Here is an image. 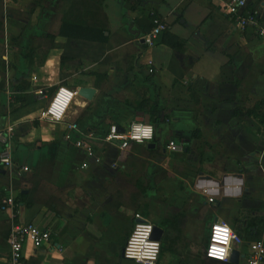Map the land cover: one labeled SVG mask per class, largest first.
Here are the masks:
<instances>
[{
	"label": "crops",
	"instance_id": "1",
	"mask_svg": "<svg viewBox=\"0 0 264 264\" xmlns=\"http://www.w3.org/2000/svg\"><path fill=\"white\" fill-rule=\"evenodd\" d=\"M73 1L3 3L0 130L13 129L14 164L0 163V264H12L14 226L30 222L50 230L51 240L38 248L26 242L25 264H138L122 251L135 215L144 218L138 209L141 182L148 185V199L161 202L146 220L187 216L181 232L170 230L172 244L158 264H247L249 243L264 242V127L255 116L237 112L264 100V39L226 12L231 0H143L135 7L125 0H92L101 3L109 28L97 40H74L58 34ZM248 2L264 27V0ZM91 14L70 16L89 20ZM155 15L185 41L183 49L165 43L163 33L154 46L146 45ZM28 83L29 97L43 88L48 98L12 111L17 87ZM61 85L77 91L65 123L41 119ZM82 87L94 88V96H80ZM142 113L153 125L154 115L160 118L155 141L120 149L103 140L110 126L126 129ZM72 122L97 135L94 156L65 139ZM171 139L181 151L166 147ZM35 181L50 184L45 190L51 194L35 191ZM10 196L15 204L3 208ZM254 218L261 234L234 244L239 263L204 256L213 222L226 221L254 236L258 227L248 223ZM154 224L163 229L162 242L166 229Z\"/></svg>",
	"mask_w": 264,
	"mask_h": 264
},
{
	"label": "built area",
	"instance_id": "2",
	"mask_svg": "<svg viewBox=\"0 0 264 264\" xmlns=\"http://www.w3.org/2000/svg\"><path fill=\"white\" fill-rule=\"evenodd\" d=\"M248 0H231L225 5L226 12L235 19L241 28L248 26L254 27L258 34L264 39V27L260 25L257 12L246 10ZM154 26L150 32L144 37L148 47L155 45L159 36L168 28L165 21L160 17L153 20ZM152 62H149V73L154 71ZM38 98H48V94L43 88L36 90ZM77 95V91L61 85L56 92L50 96L47 106L41 111L40 118L57 123L64 122L66 113ZM65 139L72 141L74 145L82 150L88 157L95 154L92 141L97 138L94 132H84L80 129L78 123H67ZM13 129L0 130V143L4 148L0 152V163L6 167H12L14 164L13 150L11 145ZM156 129L152 123L145 121H134L126 129H122L114 124L105 133L103 140L117 144L120 149H125L131 142L145 143L152 141L155 137ZM166 147L171 151H181L182 147L175 141L169 140ZM88 163H83V167H87ZM26 171L28 167L24 168ZM204 193L209 194L211 189L204 187ZM214 201V197L209 198ZM13 196L3 201V208L14 205ZM155 224L146 220L137 222L133 230L126 239L124 245V257L126 259L137 262L138 264H158L162 244L160 240L153 237ZM205 254L207 258L222 262H229L234 244L243 242L240 235L226 221L218 220L213 222L210 227ZM50 230L43 228L36 222L26 224H18L14 226L9 238L12 264H25L23 260L24 247L26 242H31L34 247L38 248L50 242ZM250 255L247 264H263L264 262V242L256 240L249 243Z\"/></svg>",
	"mask_w": 264,
	"mask_h": 264
},
{
	"label": "trees",
	"instance_id": "3",
	"mask_svg": "<svg viewBox=\"0 0 264 264\" xmlns=\"http://www.w3.org/2000/svg\"><path fill=\"white\" fill-rule=\"evenodd\" d=\"M35 1L38 4H40L42 2V0H35ZM125 1L130 2L133 5V7L141 5L143 3V0H125ZM3 3H4V0H0V27H4V25H5L4 24L5 8H4ZM246 10H248L250 12H255V9L253 8L252 4H250L249 2L247 4ZM76 11H81V12H86V13L91 12L92 18L88 20V19H84V18H73V17H71L70 14L72 15ZM29 15H30V13H29ZM100 15H102L105 18L104 23L101 22ZM155 17H158V16L155 15V16L151 17V28H153V26H154L153 20ZM108 28H109L108 19H107L106 13L103 11L101 3L97 4V3L93 2L92 0H74L70 6L69 11L65 14V16L62 17V23L60 25V29L58 31V34L59 35H65V36L69 37V39H74V40L82 39V40L94 41V40H97V37H96V36H98L97 34L104 35V32L106 30H108ZM70 29H72V30H70ZM48 37H50V39L52 41L51 46L56 45L54 42V35L49 33ZM102 39L104 40L105 38H103V36H102ZM163 41L175 49H183L184 45H185V41L183 39L179 38L178 35L173 34V32H171L168 28L163 33ZM49 47H50V45H49ZM27 57L30 60H32L33 54L29 53ZM31 66H32V64L30 63V67ZM29 86H30L29 83L26 85L20 84L18 87L16 86L17 88H19L20 91L18 94L13 95V103L11 104V110L12 111L17 110L20 107H24L26 105H29L30 103H32L33 100L38 99L37 95H31V97H29L26 94L25 90L28 89ZM3 87H4V84L3 83L0 84V89H2ZM238 111L239 112H237V114H239V115H243L244 113H248L249 115L255 116L259 120L260 124L264 127V100L257 102L252 109L244 110V109L240 108V109H238ZM153 112L157 113V107L154 108ZM159 121H160V118L157 115H154V124L155 123L158 124ZM155 139H156V136L154 137L153 140L155 141ZM132 143H136V142H131L130 144H132ZM39 182H41V183H39ZM34 183H35V186H34L35 191L44 190L46 193L51 194L50 191H52V189L45 190V188L49 187L50 184L43 182V181H35ZM140 186H141L140 196H141L142 200L140 201L141 204L138 206V209L142 208L141 215L145 219L146 218L149 219V216L152 213L151 211H153V210L156 211L158 204H161V202L158 201V203H157V201L149 200L148 196L146 195L148 185H145L144 183L141 182ZM51 188H53V187H51ZM21 197L25 198V197H27V195L21 194ZM138 217H141L139 213L135 215V219H137ZM186 220H187V216L185 214H183L182 212L177 213V214L176 213H172V214L167 213L163 216V218L160 220V222H158L157 219L154 218V223H159L162 227H164L166 229L165 234H164V238L161 242V244H162L161 252L163 250L169 248V246L172 244L171 243V235L169 234L170 230L174 228V229H177L176 231L181 232L183 224H185ZM257 222H259L261 224L260 220L257 221L256 218H254L253 220H251L248 223L254 224L255 226H257V224H258ZM133 228H134V226H133ZM257 229L259 231L257 233V235L247 236L240 229L234 228V230L240 235L242 240H248V241H252L253 239H255L257 236H259L261 234V228L258 227ZM247 231L249 233H252V231L250 229H248ZM204 256L207 258L206 254ZM127 260H129V259H127ZM129 261H131V260H129ZM131 262H134V261H131Z\"/></svg>",
	"mask_w": 264,
	"mask_h": 264
},
{
	"label": "water",
	"instance_id": "4",
	"mask_svg": "<svg viewBox=\"0 0 264 264\" xmlns=\"http://www.w3.org/2000/svg\"><path fill=\"white\" fill-rule=\"evenodd\" d=\"M96 90L94 88H90V87H82L80 88V90L78 91V94L80 96H83L87 99H91L94 94H95ZM142 118L140 119V121H145L147 123H151V118L150 115L148 114H141ZM153 146V145H152ZM137 222H143L146 221V219L142 218V217H138L136 219ZM162 235H163V229L157 225H155L154 227V233H153V237L157 240H161L162 239ZM122 255L124 256V249L122 251ZM241 258V253L238 249L233 248L232 252H231V256H230V262L232 263H239Z\"/></svg>",
	"mask_w": 264,
	"mask_h": 264
},
{
	"label": "rangeland",
	"instance_id": "5",
	"mask_svg": "<svg viewBox=\"0 0 264 264\" xmlns=\"http://www.w3.org/2000/svg\"><path fill=\"white\" fill-rule=\"evenodd\" d=\"M231 225V224H230ZM166 252V251H165ZM167 253V252H166Z\"/></svg>",
	"mask_w": 264,
	"mask_h": 264
}]
</instances>
